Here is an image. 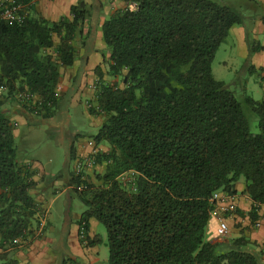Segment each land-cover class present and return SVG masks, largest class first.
Returning a JSON list of instances; mask_svg holds the SVG:
<instances>
[{"label": "trees", "instance_id": "16d2710c", "mask_svg": "<svg viewBox=\"0 0 264 264\" xmlns=\"http://www.w3.org/2000/svg\"><path fill=\"white\" fill-rule=\"evenodd\" d=\"M32 1L18 0L28 9ZM133 1L135 8L119 9L102 26L108 73L123 86L106 82L98 90L105 120L92 137L109 146L94 157L105 164L94 172L101 183L85 171L71 178L72 197L87 206L78 221L86 222L87 245L100 241L88 235L95 218L107 229V264H260L243 248L246 237L229 249L207 237L216 192L236 194L243 178L252 220L264 204V101L238 97L213 72L217 50L245 16L226 1ZM70 12L72 19L52 21L32 9L22 23L0 22L1 247L31 234L37 213L4 98L28 88L43 99L41 113L54 114L60 66L74 63V40L89 17L84 0ZM250 48L264 50L252 41ZM0 264L29 263L10 257Z\"/></svg>", "mask_w": 264, "mask_h": 264}, {"label": "crops", "instance_id": "0c3cea01", "mask_svg": "<svg viewBox=\"0 0 264 264\" xmlns=\"http://www.w3.org/2000/svg\"><path fill=\"white\" fill-rule=\"evenodd\" d=\"M79 1L33 0L32 6L29 8V14L32 13L33 9L40 17L48 20L58 21L62 17L72 19L71 7ZM84 1L89 8V17L84 23L82 34L74 40V45L77 49L74 63L69 66H60L61 77L57 86L58 101L54 114L51 117H46L42 113H35L25 108L18 100L12 98H8L2 106L4 113L10 118L13 125L15 142L20 139L22 143L32 145L37 138H40V133L45 131L49 137L57 136L58 141L63 146L65 155L60 168L56 164L52 153V142H48L43 148H40L42 149L41 153L37 152L36 157L25 159L18 157L20 164L27 166L32 172L34 185L30 192L35 199L37 213L32 221L33 231L31 234L26 238H17V242L13 246L10 244L4 247L0 246V263L13 257L29 264H61L69 252L70 254L76 253L82 256L86 254L85 259L94 260V263L99 262L98 242L87 245L88 247H84L81 250L76 247L78 221L82 213L78 215L74 225H71L69 220L65 221L63 234H61L59 239L57 235L46 236V227L50 220L49 210L53 201L64 195L68 201L72 198L71 178L77 173L76 166L78 162L86 159L94 150L105 152L109 149L107 144H96L92 137L98 132L105 120V115L98 109V90L102 83L114 82L119 79V77H113L108 73L110 52L103 39L102 26L112 14L122 8H132L134 2L133 0ZM242 1L247 2V7L251 10L248 13L249 16L245 15L244 19L247 18V21L244 20V23L232 27L229 35L217 50L215 58L222 45H224L225 55L220 58L219 64L226 68L228 75H236L240 71L243 74H248L249 77L245 88L252 92L251 94L255 99L264 101V50L251 51L250 48V41L264 46V39L260 40L261 36H264V0ZM232 5H235L234 7L236 8L235 3ZM54 40L57 44L59 37L54 36ZM46 51L51 52L49 48ZM97 67L100 68L102 75L96 73ZM81 99L86 100L88 118L90 124L96 128L95 133L86 135L79 131L78 128H72L69 106H75ZM72 145L75 148L74 157L71 154ZM93 169L104 171L105 164L101 165V163L95 162L92 167L85 169L89 179L95 182L96 178L93 175ZM101 170L98 172H102ZM236 188L238 192L230 195L229 200L226 202L228 206H235V209L229 212V218H237V221H242L240 228L234 229V236L237 238L240 236L246 237L248 243L243 248L256 255L260 264H264V204L257 205L259 218L253 221V223H256L260 220L261 225L257 226L258 229L247 228L246 226L251 221L249 211L254 203L249 196L242 193L244 189L243 178L237 183ZM69 206L70 202L68 208ZM98 223L97 219H90L88 232L90 239L98 238L96 233ZM207 237L211 242L219 243L221 249L231 248L230 240L217 238L216 230L214 226H210V222L207 228ZM48 243L56 245L55 248L60 250L59 257L56 256L52 261H49L50 249L46 246ZM251 246H257L258 248L254 249ZM11 251L12 256L10 255Z\"/></svg>", "mask_w": 264, "mask_h": 264}, {"label": "rangeland", "instance_id": "374dc122", "mask_svg": "<svg viewBox=\"0 0 264 264\" xmlns=\"http://www.w3.org/2000/svg\"><path fill=\"white\" fill-rule=\"evenodd\" d=\"M218 1H227L231 4L235 3L236 8H238V9L241 8L240 11H242V13H244V16L245 15L249 16L248 13H250V11H251L247 7L248 3L245 1H242V0H218ZM135 4H136V2L134 1L132 4V8H134ZM244 20L247 21V18ZM263 39H264V36H261L260 40L262 41ZM224 55H225L224 45H222L220 51L217 54V57L213 61V72H214L215 77L219 80L226 82V84L231 89L236 91V95L238 97H240L244 92L253 96L251 94L252 92L250 90H248L247 88H245L246 81L248 80V77H249L248 74H243L240 71V73H238L236 75L235 74H229L228 75V71L226 70V68L219 64L220 58ZM111 80H113V79H111ZM107 83H110V84L116 83L118 86H123V82H122V79L120 76H119V79L117 81H114V82L110 81ZM8 98H12L14 100H17L15 95L9 96ZM8 98H4V102ZM69 108H70L69 114L71 115L72 128L76 127L79 129V131L85 133L86 135L96 132V128L90 124L85 99L79 100V102H77L75 106L72 105V106H69ZM42 130H44V129H42ZM48 142H52V145H53V149H52L53 152L52 153L54 155L55 162L61 168L62 164H63L64 155H65L63 146L58 141L57 136L56 137H54V136L49 137L45 131H42L40 133V138H37L36 142H33L32 145L22 143L20 139L16 140V145L18 147V157L20 159L36 157L35 156V155H37L36 153L37 152L41 153L42 149H40V148H43V146H45ZM99 170H101V169H93L92 170L93 175H94V172H98ZM102 170H103V168H102ZM122 178L124 179L125 182H130L132 179V177H130V174H127V175H125V177L123 176ZM95 183L99 184L101 182L99 180L95 179ZM66 199L67 198L65 195L60 196L59 198L55 199V201H53V203L51 204L50 210H49L50 211V213H49L50 214V217H49L50 220H49V224L46 227V231H47L46 236L57 235V238L59 239L61 237V234H63V228H64L65 221L69 220V221H71V225L72 224L74 225L78 215H80L81 213H83L87 209V206L84 204V202H82L76 196H73L70 199V201H68ZM69 202H70V206L68 208ZM67 211H68V213H67ZM249 216H250L249 218L251 221L248 224V226H246V227L249 229H258V227L255 225V223H253L254 220H252L250 214H249ZM220 217H225L228 220V222L230 223L231 234L228 236H224V237H218V235H217V238H222L223 240H227V241L230 240V243H231L234 239L237 238L234 236L235 235L234 229L240 228L242 221L241 220L237 221V218H234V219L229 218L230 214L228 212L223 213V211H219V209H217L215 207V209L213 210V212L211 214V219H210V226L211 225L214 226L215 230H216V227H217L218 222H219L218 219ZM98 224L99 225H98V228L96 230V233H97V236L100 240L97 243L98 249H99V262L94 263V260L91 261L89 259H85L86 254H84L82 256L81 254L71 253L72 254L71 255L69 252L66 255V259L71 258L73 260V261H71V264H107L108 256H109L108 233H107L106 226L103 223L99 222ZM52 229L54 230L53 232H52ZM77 238L78 239L75 240V243H76V247L78 250H81L84 247H88L87 243H82L81 239L79 238V235H77ZM226 244H228V243H226ZM46 246L48 247V249H50V252H49L50 260L49 261H52L53 259H55L56 256L59 257V255H60L59 251L60 250L55 248L56 245H52V244L48 243V244H46ZM251 247L254 249L258 248L257 246H254V247L251 246ZM53 249H54V251H53ZM223 264H228V263H223Z\"/></svg>", "mask_w": 264, "mask_h": 264}, {"label": "built area", "instance_id": "2783aa9c", "mask_svg": "<svg viewBox=\"0 0 264 264\" xmlns=\"http://www.w3.org/2000/svg\"><path fill=\"white\" fill-rule=\"evenodd\" d=\"M137 4H135L134 8ZM29 14V9L26 5L18 2V0H0V22H17L22 23L26 19ZM6 91V87L2 86L0 88V94ZM17 99L27 107V109L35 112L41 113L40 109L43 106V99L36 93L30 91L28 88L25 90H21L16 93ZM97 151H93L90 156H88L84 160H80L76 166L77 173H81L85 171L86 168L92 167L95 164V155ZM232 194L218 191L216 192L211 200L215 203V206L219 211L232 212L235 209V206H228L226 202L229 200V197ZM218 225L216 227V233L219 237L228 236L231 234L230 223L225 217H220L218 219ZM256 226L261 225V221H257L255 223ZM78 235L81 239L82 243H87V230H86V222L82 221L78 226ZM17 239L14 241V245L16 244ZM71 264V263H68Z\"/></svg>", "mask_w": 264, "mask_h": 264}]
</instances>
